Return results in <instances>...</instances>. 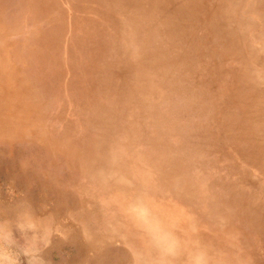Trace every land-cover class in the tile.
Masks as SVG:
<instances>
[{
  "label": "rangeland",
  "instance_id": "374dc122",
  "mask_svg": "<svg viewBox=\"0 0 264 264\" xmlns=\"http://www.w3.org/2000/svg\"><path fill=\"white\" fill-rule=\"evenodd\" d=\"M42 1L0 0V83L45 109L0 99V264H264V0Z\"/></svg>",
  "mask_w": 264,
  "mask_h": 264
},
{
  "label": "bare ground",
  "instance_id": "6f19581e",
  "mask_svg": "<svg viewBox=\"0 0 264 264\" xmlns=\"http://www.w3.org/2000/svg\"><path fill=\"white\" fill-rule=\"evenodd\" d=\"M24 1V0H23ZM31 1V0H30ZM44 1V0H43ZM42 1V2H43ZM46 1H48V0H46ZM51 1V0H50ZM165 1V3L164 2H162V4H164V6L166 7L167 6V8H168V11H167V13H166V15H165V18H166V20H167V23H172V22H176V19H179L180 17H179V10H180V8L181 7H178V4L177 3H174V2H170V4L168 5L167 4V0H164ZM27 2V1H26ZM45 2V1H44ZM121 2V1H120ZM162 4H161V0H132V2H131V6L132 7H134L135 9H140L141 11H149V10H152L153 8H154V10H155V8L156 7H158L159 9H163V6H162ZM48 5V4H47ZM147 5H150V6H148V7H146ZM158 5V6H157ZM50 6V5H49ZM35 7V6H34ZM38 7V6H37ZM145 7H146V9H145ZM36 8V7H35ZM144 8V9H143ZM51 9V8H50ZM33 10H35L34 8H33ZM36 11V10H35ZM41 11V10H40ZM39 11V12H40ZM50 11V10H49ZM176 11H177V13H176ZM44 12V11H43ZM37 16V15H36ZM38 17V16H37ZM51 18V17H50ZM55 19H57V18H55ZM49 20V19H48ZM139 20H141V17L139 18ZM50 21V20H49ZM57 21V20H56ZM174 27H176V26H174ZM50 28H51V25H50ZM57 28V27H56ZM53 30V29H52ZM54 31V30H53ZM56 32H57V30H56ZM248 57V56H247ZM251 57V56H250ZM243 73V72H242ZM257 73V72H256ZM264 73V72H263ZM240 76V75H239ZM245 76V75H244ZM251 76H252V74H251ZM264 76V75H263ZM250 77V76H249ZM260 77V76H259ZM258 77V78H259ZM249 82V81H248ZM22 88H20V87H15L14 86V84L12 83V79H9V80H7V81H4L3 83H0V89L2 90L1 91V93H5V95L4 94H0V99L5 103V105H7L8 106V108H10V107H16L17 109H14V111H15V113H14V115H18L19 113H22V114H24V115H26L27 114V112H29L28 113V115H26V117L25 118H27L28 120H30L33 116H35V115H37L38 113H41V114H44L45 113V109L43 108V105H41V106H38V105H36L37 103H33V101H34V95L32 94V92H31V90H29L28 88L26 89V88H24V86L22 85L21 86ZM23 89V90H22ZM260 89V88H259ZM24 93H23V92ZM261 96H262V94H261ZM261 98V97H260ZM258 99H259V97H258ZM20 100V101H19ZM32 102H31V101ZM14 101L17 103V104H19V102H20V104L17 106L15 103H14ZM257 103V102H256ZM256 107V106H255ZM5 108H7V107H5ZM7 108V109H8ZM259 108V107H258ZM261 108V107H260ZM256 109V108H255ZM264 109V108H263ZM4 110V107H1V105H0V117H2V114H3V112L5 113V114H7V112H10V110H7V111H3ZM258 111V110H257ZM195 112V111H194ZM253 113V112H252ZM261 113V112H260ZM12 114H13V112H12ZM256 117V116H255ZM244 118V117H243ZM258 118V117H257ZM9 119H11V118H9ZM254 119H256V118H254ZM253 120V119H252ZM248 121V120H247ZM256 122V121H255ZM5 124H10V123H5ZM40 126V125H39ZM8 127H9V125H7V127H3V128H6V129H8ZM247 129V128H246ZM38 130H40V132H42V133H44L41 129H39L38 128ZM261 133V132H260ZM259 134V133H258ZM253 135V134H252ZM261 137H262V134H261ZM258 138H260V137H258ZM59 144V143H58ZM62 146H63V144H62ZM64 147V146H63ZM259 149V148H258ZM80 152V151H79ZM74 154H76V153H78V151L77 150H75L74 149V152H73ZM94 153H95V151H91L90 153H87V154H85V156L81 159V158H79V159H81L80 161H82V162H80L79 163V166H80V168H79V170L81 169V170H83V171H85L84 172V174L85 175H88V177H86V180H89V181H91V180H94V179H92V178H94L95 176H98V177H101L102 179H104V180H108V179H111V177H110V174H111V170L109 171V169H107V167H105L104 166V164L103 163H100L99 162V160L98 159H96V158H94V157H92L91 155L93 154L94 155ZM90 157H92L93 159H94V161H91V162H89V159H90ZM74 158V157H73ZM85 161H84V160ZM78 160V159H77ZM186 175V174H185ZM187 179H188V177H187ZM85 182V181H84ZM167 184H168V182H166ZM99 186V185H98ZM106 186V185H105ZM109 186V185H108ZM102 188V187H101ZM97 190V189H96ZM109 190H112L113 192H116V191H118L119 190V188H117V187H115V188H111L110 189V187H109ZM154 192H155V190H154ZM164 192H169V191H164ZM93 193V192H92ZM98 193V192H97ZM122 193V192H121ZM156 193V192H155ZM124 194V193H123ZM133 195H135V194H133ZM131 196V195H130ZM85 197V196H84ZM97 197H98V195H97ZM97 197H96V199H97ZM100 197V196H99ZM103 197V196H102ZM122 197H126V195H123ZM133 197H136V196H133ZM132 198V197H131ZM137 199V198H136ZM87 200H88V198H87ZM106 200V199H105ZM152 200H153V198H152ZM126 201V200H125ZM135 201V200H134ZM152 202V201H151ZM140 204H141V206H143L142 205V203L141 202H139ZM190 203V202H189ZM132 204V203H131ZM191 204V203H190ZM105 205V204H104ZM153 205V204H152ZM193 205V204H192ZM102 206V205H101ZM187 206V205H186ZM102 208V207H101ZM105 208V207H104ZM103 208V209H104ZM183 208H184V205H183ZM159 209V208H158ZM176 210V209H175ZM189 210V209H188ZM162 212H164V210L162 211ZM186 212V211H185ZM144 213H146V214H148V212L145 210V212ZM143 213V214H144ZM188 213V212H187ZM146 214H144L145 216H147ZM164 214V213H163ZM203 214V213H202ZM194 215V214H193ZM197 216V215H196ZM207 216V215H206ZM144 217V216H143ZM163 217V216H162ZM204 218H205V216H204ZM197 219V218H196ZM195 219V220H196ZM211 219V218H210ZM164 221V220H163ZM165 222V221H164ZM179 223V222H178ZM186 226V225H185ZM194 227V226H193ZM193 227H190L191 229L193 228ZM198 227V226H197ZM199 229H200V227H198ZM197 228V229H198ZM208 228H209V226H208ZM181 229V228H180ZM194 229V228H193ZM174 230V229H173ZM172 230V231H173ZM164 232H165V234H166V237L167 236H170L171 235V233L172 232H170V231H167V230H163ZM200 231V230H199ZM148 232V231H147ZM150 232V231H149ZM195 233V232H194ZM165 237V238H166ZM174 238V237H173ZM209 238V237H208ZM170 239H171V237H170ZM187 239V238H186ZM178 240V239H177ZM203 240H206V239H203ZM210 240H212V239H210ZM166 241V240H165ZM187 241V240H186ZM206 241H208V240H206ZM205 241V242H206ZM169 243V242H168ZM204 243V242H203ZM202 243V244H203ZM173 244V243H172ZM177 244V243H176ZM186 244H188V243H186ZM189 244H191V243H189ZM196 244V243H195ZM193 246V245H192ZM202 246V245H201ZM154 247H156L155 246V244H154ZM169 247V245L168 244H166V246L164 247V248H168ZM173 247V246H172ZM206 247V246H205ZM204 247V245H203V247H202V249L203 248H205ZM208 247V246H207ZM194 248V247H193ZM173 249V248H172ZM202 249H200V250H202ZM174 250V249H173ZM197 250V249H196ZM199 250V249H198ZM210 250V249H209ZM163 252V251H162ZM173 253V252H172ZM205 253V252H204ZM203 253V254H204ZM209 253V252H208ZM138 254H141L140 253V250L139 251H137L136 253H134L133 252V255L131 254V256L133 257L132 259H133V262H134V264H143V262H142V258H141V256L140 257H138L139 255ZM176 255V254H175ZM208 255V254H207ZM160 256V255H159ZM166 255H164V257H165ZM205 256V255H204ZM79 257V256H78ZM121 257V256H120ZM170 257V256H169ZM210 257V256H209ZM201 258V257H200ZM199 259V258H198ZM164 262H165V260L164 259H162ZM168 261V260H167ZM172 262V261H171ZM162 263V262H161ZM160 263V264H161Z\"/></svg>",
  "mask_w": 264,
  "mask_h": 264
},
{
  "label": "clouds",
  "instance_id": "9594fccd",
  "mask_svg": "<svg viewBox=\"0 0 264 264\" xmlns=\"http://www.w3.org/2000/svg\"><path fill=\"white\" fill-rule=\"evenodd\" d=\"M26 257H30L28 260V264H40L39 258L37 255L31 254L27 251L24 252ZM7 264H17V260L15 257L9 256Z\"/></svg>",
  "mask_w": 264,
  "mask_h": 264
}]
</instances>
